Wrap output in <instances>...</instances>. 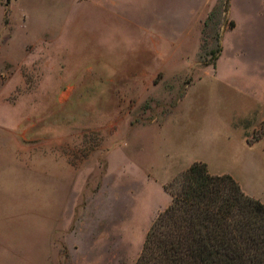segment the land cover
Masks as SVG:
<instances>
[{
	"label": "rangeland",
	"instance_id": "1",
	"mask_svg": "<svg viewBox=\"0 0 264 264\" xmlns=\"http://www.w3.org/2000/svg\"><path fill=\"white\" fill-rule=\"evenodd\" d=\"M195 162L264 203V0H0V264H137Z\"/></svg>",
	"mask_w": 264,
	"mask_h": 264
},
{
	"label": "trees",
	"instance_id": "2",
	"mask_svg": "<svg viewBox=\"0 0 264 264\" xmlns=\"http://www.w3.org/2000/svg\"><path fill=\"white\" fill-rule=\"evenodd\" d=\"M149 231L137 264H264V203L195 162Z\"/></svg>",
	"mask_w": 264,
	"mask_h": 264
}]
</instances>
